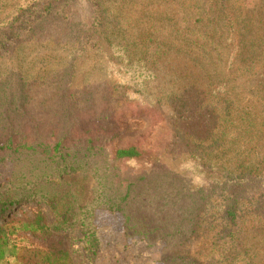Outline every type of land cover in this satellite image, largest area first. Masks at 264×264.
Masks as SVG:
<instances>
[{"label":"trees","instance_id":"16d2710c","mask_svg":"<svg viewBox=\"0 0 264 264\" xmlns=\"http://www.w3.org/2000/svg\"><path fill=\"white\" fill-rule=\"evenodd\" d=\"M75 1L0 0V48L23 43L49 19H66ZM83 1L89 16L85 51L104 53L105 74L126 99L165 108L170 149L189 158L181 172L155 153L113 149L116 162L156 169L115 192L108 178L95 180L96 197L79 224L88 261L100 246L96 210L126 208L142 235L159 231L168 239L164 264H264V0L254 8L243 0H149L158 1L152 9L141 0L134 6L143 19L137 21L122 18L128 6L119 0ZM1 147L8 154L0 161L10 155L17 163L0 182V264H12L30 238L41 243L28 250L44 251L47 264H78L62 239L77 225L76 204L69 201L62 214L55 187L70 174L95 176V148L72 155L63 139L52 148L24 141ZM135 201L157 203L149 210L162 227L148 231L143 221L137 224V206L129 207ZM30 203H45L53 218L40 207L32 219L16 215ZM203 231L212 235V247L194 257L191 248Z\"/></svg>","mask_w":264,"mask_h":264},{"label":"rangeland","instance_id":"374dc122","mask_svg":"<svg viewBox=\"0 0 264 264\" xmlns=\"http://www.w3.org/2000/svg\"><path fill=\"white\" fill-rule=\"evenodd\" d=\"M119 1L122 6H128L123 19L143 20L134 7L141 0ZM243 1L248 8H254L263 0ZM157 2L145 0L140 5L152 9L158 6ZM88 18L85 2L77 0L66 19H49L23 43L0 48V159L8 154L1 146L14 147L22 141L27 145L42 143L52 148L63 139L72 155L75 152L83 155L85 149L93 146L97 152L95 176H83L81 172L79 176L70 174L65 177L68 178L66 183L55 187L62 214L67 211L69 201L76 204L77 225L62 233L66 250L78 264H164L162 250L168 239L162 238L159 231L142 235L141 227L129 221L130 210L126 208L96 210L94 225L100 246L92 262L81 247L80 219L82 211L88 209L96 197L95 180L108 178L107 184H111V192H115L119 184L124 188L140 178L145 170L156 169L148 164L114 161L112 151L115 147H137L155 153L168 167L181 172L189 161L187 156L174 154L170 149L172 135L165 108H158L151 101L126 99L121 88L105 74L107 59L101 57L104 53L93 56L85 51ZM156 85L154 82L147 89L150 98L154 97ZM116 133L119 135L113 137ZM79 144L85 146L84 150L78 148ZM14 163L17 162L10 155L0 161V182L12 176ZM138 204L135 201L129 207ZM38 207L53 218L45 203L39 206L30 203L18 208L16 215L32 219L33 210ZM149 208H157V203L137 206L134 212L137 224L143 221L146 230L151 231L162 225L160 217L153 215ZM20 213L23 214L20 216ZM206 219L213 221L212 217ZM206 232L195 240L192 256L202 257V253L211 249L212 235ZM28 241H22L25 247L11 259L12 264H47L44 251L32 255L28 250L29 247L37 248V241L31 238Z\"/></svg>","mask_w":264,"mask_h":264}]
</instances>
